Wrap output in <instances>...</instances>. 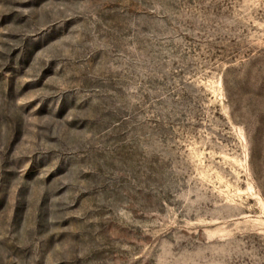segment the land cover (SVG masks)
Wrapping results in <instances>:
<instances>
[{
  "label": "rangeland",
  "instance_id": "374dc122",
  "mask_svg": "<svg viewBox=\"0 0 264 264\" xmlns=\"http://www.w3.org/2000/svg\"><path fill=\"white\" fill-rule=\"evenodd\" d=\"M0 264H264V0H0Z\"/></svg>",
  "mask_w": 264,
  "mask_h": 264
}]
</instances>
